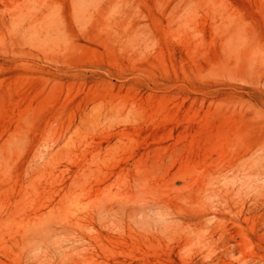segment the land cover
Returning <instances> with one entry per match:
<instances>
[{"label": "rangeland", "instance_id": "rangeland-1", "mask_svg": "<svg viewBox=\"0 0 264 264\" xmlns=\"http://www.w3.org/2000/svg\"><path fill=\"white\" fill-rule=\"evenodd\" d=\"M166 145L210 199L129 217ZM257 193L264 0H0V264H264Z\"/></svg>", "mask_w": 264, "mask_h": 264}, {"label": "bare ground", "instance_id": "bare-ground-1", "mask_svg": "<svg viewBox=\"0 0 264 264\" xmlns=\"http://www.w3.org/2000/svg\"><path fill=\"white\" fill-rule=\"evenodd\" d=\"M184 140L185 139H180V142H184ZM170 141L171 139H168V140H163L160 143L165 144ZM170 149H171V145L167 147H160L156 151L155 150L153 151L154 155L150 156L149 154L148 158L151 157L150 158V163H152L151 165L148 163V161L144 162L141 160L142 162L140 164H138L137 162V164L133 169L131 168L129 169L128 167L129 172L134 171V175H133L134 183L128 184V188L126 192V200L119 201L117 205L119 206L120 210L126 211L129 217L133 218L137 215H143L146 214L148 210H151L157 216L171 217V219H174L176 216H180L181 212L184 210L185 206L183 205H189V204L193 205L196 200L199 203L200 200L206 203L205 199L211 197V194L206 196L203 195L205 192L207 193L209 192L208 189L204 187V185H202V187L196 186L194 184L195 182L193 180H192L193 182L191 180L188 181V178L185 175L183 176L185 178L184 182L187 183V186L185 187L190 189L182 197L181 202L183 205H180V203L176 202L171 197L169 191L163 190L162 182H164L167 187H170L171 185L170 183L174 184L180 177V173H181L180 171L178 173L177 172L173 173V170L176 168V166L179 164L189 162V158L187 156H184L185 154L184 147L178 149L174 148L175 151H173L172 154H169ZM129 162L130 161H127V163ZM169 177L171 178L167 180V178ZM214 179H215V174L208 171V173L205 175V180H207L205 182L209 184L212 183ZM122 188L123 187H121V190ZM121 190L119 191L121 192ZM104 207L106 209L108 208L106 202L104 203ZM250 211L254 216L256 229H260L261 224H263L262 222L264 221V217L262 214V203H261L260 193H257L255 195V198L253 200V207L250 209ZM193 231L196 230L194 229ZM257 232H259V230H257ZM225 238H226V234L223 233L219 239L224 240Z\"/></svg>", "mask_w": 264, "mask_h": 264}]
</instances>
